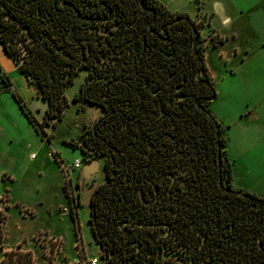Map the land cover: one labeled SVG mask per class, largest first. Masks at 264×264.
<instances>
[{"label":"trees","instance_id":"trees-1","mask_svg":"<svg viewBox=\"0 0 264 264\" xmlns=\"http://www.w3.org/2000/svg\"><path fill=\"white\" fill-rule=\"evenodd\" d=\"M202 43L195 20L158 0H0V45L35 95L48 103L44 121L39 124L21 94L10 91L42 138L52 140L54 134L44 128L63 120L67 88L89 71L75 98L104 111L91 137L96 153H103L105 143L115 152L106 181L91 199L90 224L107 264H174L162 261L156 246L148 257L150 239L135 224L153 221L138 208L132 174L145 151L149 128L144 126L159 123L146 102L155 80L169 86L171 126L195 175L187 201L191 209L183 219L202 231L201 263L264 264V197L232 188L223 128L220 136L216 128L187 129L182 138L183 128L175 127L183 110L199 124L219 125L208 110L194 111L199 95L216 92ZM0 72L8 87L11 80L1 64ZM21 248L6 252L2 264H35Z\"/></svg>","mask_w":264,"mask_h":264},{"label":"rangeland","instance_id":"rangeland-1","mask_svg":"<svg viewBox=\"0 0 264 264\" xmlns=\"http://www.w3.org/2000/svg\"><path fill=\"white\" fill-rule=\"evenodd\" d=\"M232 2L241 10H246V7L247 10L239 12L235 6L226 5L223 0L211 1L210 6H214L217 12L216 19L211 23L216 30L218 28L219 34L213 27L210 28L209 20L201 23L196 20V25L205 53L207 48L209 51L212 46L226 43L231 35L228 37L222 32L225 29L234 32L237 38L234 45L238 47L237 57L209 52L206 64L217 92L211 110L225 130L229 154L235 164L234 187H242L246 183L249 192L264 197V10L248 12L252 5L249 0ZM226 16L231 21L224 23ZM0 64L11 80L7 87L0 72V126H16L19 131L15 137L21 134L30 141L24 176L11 184L14 199L19 201L21 208H25V216L22 217L13 201L12 205L9 202L10 211L7 213L6 209L1 213L0 264L6 252L17 249L20 244L21 250L32 254L35 264H73L77 259L86 258H97L98 264H107L106 251L97 243L90 224L92 195L106 181L104 159L99 155L93 156L94 160L100 162V168L91 178L84 176L83 169L70 172L72 181L67 174L65 187L60 170L62 161L70 165L77 158H84L86 151L83 152L81 148L83 138L85 144L93 148L91 137L97 122L104 115L101 107L86 105L75 98L89 71L83 70L74 84L67 88L65 93L69 107L63 120L53 121L44 128L47 135L54 134V137L50 143L46 137H41L45 140L41 144V138L35 134L33 125L10 89L20 91L25 96L27 106L39 124L44 121L48 103L35 95L18 70L10 71L7 62ZM202 75L203 72H200L199 76ZM54 122L56 125H53ZM70 142H76L78 147L74 149ZM11 148H19L17 140L11 143ZM33 153L37 159L31 161L30 155ZM88 158L91 159L90 156ZM9 188L0 181L3 193ZM5 200L7 194L3 196L2 201ZM70 207L72 211H78V222L69 211ZM33 213L35 217H32ZM180 245L170 244L175 247L171 250L168 244L162 261L167 263L168 257L179 264L180 259L185 258V251Z\"/></svg>","mask_w":264,"mask_h":264},{"label":"flooded vegetation","instance_id":"flooded-vegetation-1","mask_svg":"<svg viewBox=\"0 0 264 264\" xmlns=\"http://www.w3.org/2000/svg\"><path fill=\"white\" fill-rule=\"evenodd\" d=\"M148 88L151 91L146 102L148 106L155 108L159 123L144 126V128H149L148 138L145 141L146 147L143 155L136 157L132 177L136 185L135 195L138 208L147 212L148 219L153 221H137V224L143 225H136V227L148 234L150 248L146 249L149 250V258L152 257L155 246L162 258L164 249H168V247L166 248L168 244L170 246L172 243L175 245L179 243L181 249L185 251V258L180 259L179 264H202V231L198 227H192L191 222L187 223L183 219V217L186 218L185 211L191 209L187 201L191 200L193 194V178L195 175L190 171L189 160L183 156L180 140L177 139V135L173 132L171 126L172 99L167 94L169 86L157 85L155 80ZM215 95H217V92L210 96L199 95L194 107L196 114L198 111L208 110L213 115L211 106L217 98H214ZM179 120V124L177 123L175 127L183 128L182 134L179 135L182 138L188 137L187 129L191 130L192 128H216L218 133H220V128H223V135L225 133L224 127L220 123L216 126L199 124L185 110L180 111ZM202 137L206 138V134H203ZM87 146L89 149L94 150L89 144ZM85 153L84 162L94 160L93 156L95 155L101 156L104 159L106 171L115 152L105 143L103 153L98 154L95 150L94 153L87 151ZM227 155L229 157L228 149ZM88 156H90V160ZM217 156L218 164L221 167L224 160L222 162L220 148H218ZM229 160L232 163L231 186L236 189L233 185L234 164L230 157ZM188 180L191 181V184L188 183ZM176 218H179V220H176ZM141 230L137 231L140 232ZM170 247L171 250L175 248L174 246ZM167 261L171 263L174 260L167 257ZM174 264H177V262Z\"/></svg>","mask_w":264,"mask_h":264},{"label":"crops","instance_id":"crops-1","mask_svg":"<svg viewBox=\"0 0 264 264\" xmlns=\"http://www.w3.org/2000/svg\"><path fill=\"white\" fill-rule=\"evenodd\" d=\"M158 1L167 10H169L172 13L183 14V15L189 16L191 19H193L195 21L197 20L200 23L202 21L206 22L207 20H209V23L211 24L210 28L213 27L211 21H214V19H216V17H217L216 16L217 15L216 9L214 8V6H210L212 0H158ZM223 1L226 2V5L228 4V5L235 6L237 8V10H239V12H245L247 10V7H246V10L245 9L241 10L240 6L238 7V6L234 5L232 0L231 1L230 0H223ZM249 3H251L252 5L249 7L248 12H255V11H258L259 9L264 10V0H249ZM224 10L226 11L225 7H224ZM228 21H231L230 17L226 16L223 18L224 23L228 22ZM214 29L216 30V28H214ZM222 32H225V34L228 37H229V35H231V37L226 41V43H223V44L221 43V45H219L218 47L212 46L209 49V51L207 48L206 53H205V60L207 61V63L209 61V52H212V51L222 53V56H226V57H232V55H234V57H237L238 47L234 46V45H236V41H237L235 33L231 32L230 30H227V29L223 30ZM216 33L217 34L220 33L218 28L216 30ZM1 48H2V50H1ZM224 54H226V55H224ZM1 57H2V61L0 60V62L1 63L4 62V64H5V62H7L6 66L10 71H14V70L17 71V67L15 66L13 61L8 57V55L5 53V50L3 49V47L0 45V58ZM6 57L9 60H7ZM4 72H7V70H5ZM24 81L27 83L25 78H24ZM27 85H28V83H27ZM23 87L25 88V86H23ZM19 93L23 97L24 101L27 103L25 96L22 95V93L20 91H19ZM33 129H34L35 134L41 138V136L36 131L34 126H33ZM18 131H19V129L16 128V126H13V127L10 126L9 128H7L3 124H1V126H0V137H1L0 138V181L3 182L4 184H7V186L10 187L9 189H7V191L5 193H3L0 189V209H2L3 211L4 210L6 211V209H7V213H8L11 209V205H12V201H13V203L17 207H19L20 212L22 214V217H24L25 215H24L23 209H25V208H21L19 201L14 199V195H13L14 191L11 189V187H12L11 184L17 180H21L24 176V173H25L26 168H27V161H28L27 150L29 148L30 141L27 138L22 137L21 134H19V137L16 138L15 135H17ZM16 140H17V143L19 145V148H16V149L13 148L12 149L11 143H13ZM40 143L41 144L45 143V140H43L41 138ZM263 146H264V144H263ZM227 149H228V143H227ZM55 152L58 153L60 156L59 152H57V151H55ZM228 153H229V150H228ZM48 154L52 155V153H48ZM229 157L232 160L230 154H229ZM34 159H37V158L35 157V154L33 153L30 155V160L33 161ZM77 159H83V158H77ZM233 164H234V162H233ZM99 168H100V162L97 164H86V163H84L83 166L79 169H81V170L83 169L82 170L83 172L85 171L84 176L86 178H91V176ZM234 168H235V164H234ZM79 169H75V170H73V172L76 170H79ZM60 170L62 172L61 174H63V176H64V187H65L66 181L68 180V177L66 176L65 172L63 171L62 166H60ZM235 176H236V171L234 169L233 182H234ZM72 180H73V177L71 176V181ZM236 189H240L243 191H249L250 190L249 188H247L246 183L244 184V186L238 187ZM4 194H7V200H5V202L2 201ZM9 202L11 203V205L9 204ZM65 210H66V208H65ZM65 210H63L62 213L65 214L66 213ZM72 210L73 209L70 207L69 211L71 213H73V212L76 213L77 220H78V211H76V210L72 211ZM35 216H36V214L33 213L32 217H35ZM76 231H77V229H76ZM8 248L9 247H7L6 249H8ZM75 256H78V255L76 254Z\"/></svg>","mask_w":264,"mask_h":264},{"label":"built area","instance_id":"built-area-1","mask_svg":"<svg viewBox=\"0 0 264 264\" xmlns=\"http://www.w3.org/2000/svg\"><path fill=\"white\" fill-rule=\"evenodd\" d=\"M84 161H85L84 159H76V160H75L72 164H70V165L64 163L63 161L61 162L62 169H63V171L65 172L66 176H67V174H68V177H69L70 180H71L70 172H72V171L75 170V169H79V168H81V167L83 166V164L85 163ZM2 212H3V210L0 209V215H1ZM0 223H1V221H0ZM0 227H1V225H0ZM98 263H99V261H98L97 258H93V259H88V258H86V259H84V260H79V259H77V260H75V261L73 262V264H98Z\"/></svg>","mask_w":264,"mask_h":264},{"label":"water","instance_id":"water-1","mask_svg":"<svg viewBox=\"0 0 264 264\" xmlns=\"http://www.w3.org/2000/svg\"><path fill=\"white\" fill-rule=\"evenodd\" d=\"M152 24V23H151ZM200 77V76H199ZM34 92H36L35 91V89H32ZM217 97V95H215L214 96V98H216ZM219 129V128H218ZM218 135L220 136V133H218ZM81 145H82V149L84 150V151H87V152H89V153H94V150H92V149H89V147L85 144V140L83 139L82 140V143H81ZM86 164H97V163H99V161L98 160H90V161H87V162H85ZM221 185H223V182H222V180H221ZM225 191H230V189H227V188H225L224 189ZM125 223H127V222H122L121 223V226H123ZM136 225H143V224H137V223H135ZM146 225V224H145ZM146 226H151L150 224H148V225H146Z\"/></svg>","mask_w":264,"mask_h":264}]
</instances>
